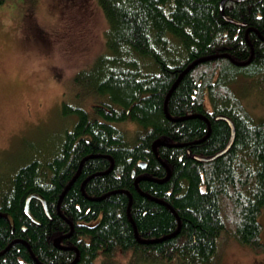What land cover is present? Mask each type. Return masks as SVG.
Here are the masks:
<instances>
[{"label": "trees", "instance_id": "trees-1", "mask_svg": "<svg viewBox=\"0 0 264 264\" xmlns=\"http://www.w3.org/2000/svg\"><path fill=\"white\" fill-rule=\"evenodd\" d=\"M96 3L104 50L63 93L64 129L0 178V264H220L227 241L259 254L264 122L231 87L264 83V0Z\"/></svg>", "mask_w": 264, "mask_h": 264}, {"label": "rangeland", "instance_id": "rangeland-1", "mask_svg": "<svg viewBox=\"0 0 264 264\" xmlns=\"http://www.w3.org/2000/svg\"><path fill=\"white\" fill-rule=\"evenodd\" d=\"M4 18L12 24L0 22V142L10 147L0 151V178L64 129L63 93L75 72L104 50L107 26L96 0H5ZM231 89L264 122V83L239 77ZM258 220L264 245V210ZM220 257V264H264V250L255 254L230 241L220 246Z\"/></svg>", "mask_w": 264, "mask_h": 264}, {"label": "water", "instance_id": "water-1", "mask_svg": "<svg viewBox=\"0 0 264 264\" xmlns=\"http://www.w3.org/2000/svg\"><path fill=\"white\" fill-rule=\"evenodd\" d=\"M252 55H253V53H251V58H252ZM232 63H234V64H236V65H245V64H247L250 60H251V58L247 61V62H244V63H238V62H235L231 57H229V56H226ZM214 58H216V57H207V58H204V59H200V60H198V61H196L195 63H193V64H191L190 66H188L187 67V70L188 69H190L191 67H193V65H195V64H197V63H200V62H204V61H207V60H210V59H214ZM177 82V81H176ZM176 84V83H175ZM168 96L169 95H167L166 96V99H165V103H164V108H165V114L168 116V113H167V109H166V103H167V98H168ZM169 117V116H168ZM198 117H200V118H202V119H204L205 121H206V123H207V125H208V133H207V135L209 134V132H210V124H209V121L204 117V116H198ZM219 118H221V119H223L222 117H219ZM227 121H229L228 119H226ZM229 123V125L231 126V138H230V140H229V143H228V145H227V147L225 148V150L229 147V145L231 144V142H232V139H233V135H234V132H233V130H232V124H231V122L229 121L228 122ZM160 144H162V142L161 141H159V140H157V141H155V142H153V144H152V149H153V152H154V155H155V157L159 160V162L162 164V165H164V167L166 168V171H167V176L165 177V179H163L161 182H163L164 180H167L168 178H169V176H170V169L164 164V163H162V161L159 159V157H158V155H157V152H156V148L160 145ZM224 150V151H225ZM223 151V152H224ZM222 152V153H223ZM221 154V153H220ZM214 157H212V158H207V159H204L205 161H208V160H211V159H213ZM76 177V176H75ZM75 177H74V179H75ZM141 178V177H140ZM73 179V180H74ZM138 179L139 178H137L136 179V184H137V181H138ZM127 195H128V197H129V203L131 202V196H130V194L129 193H126ZM145 195V194H144ZM31 198H37V196H35V195H33V196H30V197H28L27 198V201H29ZM61 198V197H60ZM59 203H60V199H59V201H58V205H57V209H58V212H59ZM163 203V202H162ZM164 205H166L170 210H171V212L174 214V216H175V218H176V220H177V223H178V226H177V229H176V231L174 232V233H172L171 235H170V237L171 236H174L175 234H177V232L179 231V229H180V219H179V217L177 216V214L172 210V208H170V206L169 205H167L166 203H163ZM131 222H132V220H131ZM133 227H134V232H135V236H136V238L138 239V236H137V232H136V229H135V226H134V224H133ZM70 234V233H69ZM68 234V235H69ZM68 235H65V236H68ZM63 237H58V238H56L55 240H54V244H55V246H59V243H60V240L62 239ZM164 238H167V237H164ZM163 238V239H164ZM139 240V239H138ZM143 242V241H142ZM26 245V244H25ZM27 246V245H26ZM27 248L29 249V247L27 246ZM70 249V248H69ZM76 251V258H75V260L73 261V263L77 260V258H78V252H77V250H75ZM73 263H71V264H73Z\"/></svg>", "mask_w": 264, "mask_h": 264}, {"label": "clouds", "instance_id": "clouds-1", "mask_svg": "<svg viewBox=\"0 0 264 264\" xmlns=\"http://www.w3.org/2000/svg\"><path fill=\"white\" fill-rule=\"evenodd\" d=\"M2 22L5 26H11L12 20L9 18H4ZM10 145L6 142H0V151H7L9 149Z\"/></svg>", "mask_w": 264, "mask_h": 264}, {"label": "bare ground", "instance_id": "bare-ground-1", "mask_svg": "<svg viewBox=\"0 0 264 264\" xmlns=\"http://www.w3.org/2000/svg\"><path fill=\"white\" fill-rule=\"evenodd\" d=\"M60 234H61V232H60ZM70 244V243H69Z\"/></svg>", "mask_w": 264, "mask_h": 264}]
</instances>
